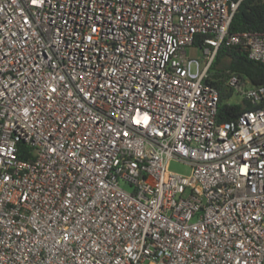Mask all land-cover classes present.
I'll return each instance as SVG.
<instances>
[{
    "label": "built area",
    "instance_id": "built-area-1",
    "mask_svg": "<svg viewBox=\"0 0 264 264\" xmlns=\"http://www.w3.org/2000/svg\"><path fill=\"white\" fill-rule=\"evenodd\" d=\"M240 1L0 0V264H264V84L218 122L210 74L264 63Z\"/></svg>",
    "mask_w": 264,
    "mask_h": 264
},
{
    "label": "trees",
    "instance_id": "trees-1",
    "mask_svg": "<svg viewBox=\"0 0 264 264\" xmlns=\"http://www.w3.org/2000/svg\"><path fill=\"white\" fill-rule=\"evenodd\" d=\"M263 28L264 0H241L233 14L230 33L259 31ZM194 45H203L201 35L195 36ZM231 73L237 74L252 85L264 84V63L250 59L243 44L220 46L210 68L211 83L219 90L218 122L233 119L243 110L242 104L228 102L233 90L227 86L226 80ZM245 107H249V104L245 103ZM24 147L20 144L19 157L22 159H26Z\"/></svg>",
    "mask_w": 264,
    "mask_h": 264
},
{
    "label": "rangeland",
    "instance_id": "rangeland-1",
    "mask_svg": "<svg viewBox=\"0 0 264 264\" xmlns=\"http://www.w3.org/2000/svg\"><path fill=\"white\" fill-rule=\"evenodd\" d=\"M186 53L188 57H195L198 60H200L201 62L204 61V56L202 55V51L200 49L199 46H189L186 48ZM242 101L241 97L236 94V93H232V95L229 97L228 102L230 103H240ZM169 169L174 171V172H178V173H182V174H189L191 172V167L189 165H187L184 162L181 161H177V160H172L169 164ZM122 186L126 189H130L129 186H127L126 184L122 183Z\"/></svg>",
    "mask_w": 264,
    "mask_h": 264
}]
</instances>
